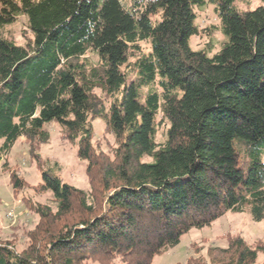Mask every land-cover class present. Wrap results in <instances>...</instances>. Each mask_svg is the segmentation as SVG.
Returning a JSON list of instances; mask_svg holds the SVG:
<instances>
[{"label": "trees", "instance_id": "1", "mask_svg": "<svg viewBox=\"0 0 264 264\" xmlns=\"http://www.w3.org/2000/svg\"><path fill=\"white\" fill-rule=\"evenodd\" d=\"M234 3L0 0V153L24 137L38 161L33 146L55 122L103 193L100 201L42 166L39 189L55 211L34 204L26 247L0 243V264H151L227 212L264 220V0L242 12ZM206 4L225 37L212 55L188 44ZM19 14L31 33L23 45L4 34ZM96 117L116 144L112 157L91 142ZM158 117L168 123L161 141ZM221 252L227 264H264V245L240 238Z\"/></svg>", "mask_w": 264, "mask_h": 264}, {"label": "rangeland", "instance_id": "2", "mask_svg": "<svg viewBox=\"0 0 264 264\" xmlns=\"http://www.w3.org/2000/svg\"><path fill=\"white\" fill-rule=\"evenodd\" d=\"M260 4L261 0H235L234 3L240 12L252 10ZM195 12L194 22L198 33L189 38V47L194 51L205 50L207 55H212L219 51L225 42L218 16L211 4L196 8ZM4 34L20 45L31 38L25 17L21 14L4 27ZM140 46L143 51L148 50L147 43L141 42ZM91 59L95 63L96 57L91 55ZM129 61H132V58ZM94 91L104 100H110L99 89ZM159 119L158 117L157 141L165 138L168 128V123ZM91 126L93 146L112 157L116 144L111 134L107 132L104 121L100 117L93 118ZM44 129L49 133V140L33 146L35 147L33 150L39 156L38 161L28 155V143L24 137L16 140L7 154L0 153V243L8 244L17 252L26 247L29 241L28 233L39 221L33 205H48L55 211L52 193L39 189L42 166L53 169L63 182L83 190L87 195L93 193L100 201L103 197V193L96 189L98 185L95 171L91 172L90 176L87 174V161L78 158L76 146L63 135L59 125L51 122L45 124ZM12 174L21 180L20 188L12 187L10 180ZM238 238L250 247L264 245V220L253 221L248 211L227 212L203 228H192L187 231L176 246L154 256L151 264H227L230 252L225 254L221 249H226ZM257 260L263 261L264 254L258 252ZM84 264L101 262L90 257Z\"/></svg>", "mask_w": 264, "mask_h": 264}]
</instances>
